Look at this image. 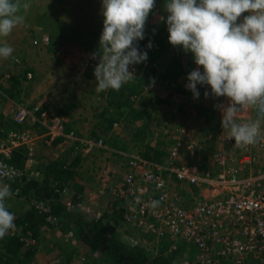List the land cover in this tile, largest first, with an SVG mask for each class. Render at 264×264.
<instances>
[{"label": "built area", "instance_id": "1", "mask_svg": "<svg viewBox=\"0 0 264 264\" xmlns=\"http://www.w3.org/2000/svg\"><path fill=\"white\" fill-rule=\"evenodd\" d=\"M46 37L43 35L41 39L45 40ZM131 68L136 76L137 65ZM228 103L229 99L224 97L217 105ZM219 113L222 115L220 109ZM7 114L16 123L36 126L38 131L29 126L6 131L4 140L0 141V181L3 183L22 176L33 165L39 141L50 144L52 140L62 137L75 142L85 153L94 147L123 152L116 143H113L115 149L103 137L81 134L67 127L61 115L44 107L41 101L32 104L10 101ZM217 122L224 143L214 149L208 158L209 169L201 171L196 163L175 164L173 159L179 154L177 146L182 135L187 136L184 146L188 149L202 150L204 147L184 127L169 129L163 125L162 132L168 128L170 137L175 141L173 146L168 147L170 158L167 163L160 164L141 154L123 152L131 170L119 182H108L102 177L97 192L103 197L111 193L122 201L124 221L137 223L143 231H156L158 235L167 231L171 236L192 244L196 250L186 264H264V170L253 172L249 167L245 171L247 165L258 158L255 148L236 147L234 139L224 137L221 118ZM119 125L120 120H114L111 129L116 131ZM263 144L262 140L257 146ZM18 146L26 148L23 167L10 161L12 151ZM162 168L172 172L176 190L180 193L197 190L200 196L191 203H184L177 192L172 193L167 185L170 175H163ZM18 190L15 187L13 192L17 193ZM58 190L66 209L79 207L67 186ZM152 200L159 201V205L150 207ZM30 203L38 211L46 213L47 218H55L46 200L32 198ZM36 238L29 232L22 235L26 244L35 242ZM52 245L53 242L49 244ZM85 258L86 254L82 252L81 261ZM2 264L9 263L4 261Z\"/></svg>", "mask_w": 264, "mask_h": 264}, {"label": "rangeland", "instance_id": "2", "mask_svg": "<svg viewBox=\"0 0 264 264\" xmlns=\"http://www.w3.org/2000/svg\"><path fill=\"white\" fill-rule=\"evenodd\" d=\"M76 1L78 5L83 0H76ZM27 2L30 4V7L27 9H23L21 13L25 17L24 23L16 27L12 31L11 35H9L7 38H0V43L5 42L6 40V42L14 49L12 56L9 57L8 59L0 58V113H2L4 118L6 119L10 118L7 116L8 106L10 104V101H19L25 104H32L34 102L41 101L42 104L59 112V114L61 115V117L64 119L65 122L66 120L72 122L75 120L78 121L83 119L84 121H81L79 124L76 125L80 130L83 131V133L92 134L96 137H103L104 139L108 140L109 144H113L116 142V144L119 147H121L120 150H122L123 152L137 153V154L142 151L143 143L145 141L148 142L149 140H151V136L153 137V135L151 134L152 127L153 129L155 128L158 129V127L162 126L164 123H165L164 125H167L169 129H172L173 127L176 126L184 127L186 130L190 131L191 135H193V137L198 142L203 144V147L205 148L204 150L205 152L201 153V149L198 148L190 150L187 147H185L184 143L186 144L187 142V136L184 134L182 135V139L180 141L179 146H177L178 147L177 150L179 151V154L176 158L173 159V162L174 163L188 162L193 164L196 163L201 171L210 168L207 162L208 158L210 157L214 149H216L218 146H221V144L224 143L223 141H221L222 139L220 138L219 135L218 122H217L221 118V115L219 113V107L217 104H219V101L223 100L224 97H214L211 94H209L208 97H205L204 92L209 91L210 93V88L207 85L204 86L197 85L198 91L200 92L201 96H199V98L197 99L193 98L191 91L185 87V85L188 83L187 74L191 70L197 67V65L194 63V60L192 61L190 60L192 56L190 52L188 53L184 52V54L181 57V67H183V73L182 75L180 73V75L177 76V81L174 82L176 83V85L171 84L170 87L163 89V91L166 92L168 88L174 89L176 87V90L172 92L173 95L171 99L173 100V102L170 103L171 105L160 102L157 105V109H152L150 105L146 106V109L150 111V115L145 116V120L148 124V129L150 130V132L149 131L147 132L145 141L142 142L136 138H132L133 136L132 131L134 127L139 125L137 122L131 125L130 128L125 121H122V123L120 122L121 124L119 126H121V131L122 130L125 131V135L123 137H120V135L114 137L116 134L115 130L111 129V127H108L106 130H103V123L98 122V120L99 121L101 120L104 110H107L111 113V115H114L113 112L114 107H112V103L109 102L107 98L108 90L97 92L95 89L96 82L90 83V81H95V79L86 77L84 75L82 76L80 75L82 79L78 78L76 85L78 87H87V89L83 97H81L80 99H78L77 97L73 100L72 103H68L70 107L71 106L76 107V110L73 113V115H70L69 113L65 115V112H69V111L67 110V108L61 110L62 107L59 106V105H63L65 107L64 102L66 101H64V98L66 95V91L63 90L56 91L54 89L57 88L56 86H59L58 81H54L57 80L55 78V76L57 75V71H55L54 69L56 68V66L59 65L62 66L64 64L63 63L64 57L68 58V55L69 56L72 55V53L69 52L71 49H69V47L66 46V43L64 42L65 38L61 34H55L51 39L49 33L47 34L46 39L42 40L41 37L45 33L41 34L37 32V27H36L37 21L35 26H33L34 23H31L32 20L31 16L32 14L34 15V13H39L38 16L42 15L43 14L42 9H46V10L49 9L50 4H52L54 5V11H52V13L50 14L51 15L49 22L50 26L57 24V22H55L56 20L61 19L59 22H62L64 20V17L66 19L71 18L72 14L65 15L67 14L66 0H27ZM155 3H157V6L155 5L156 8L155 12L158 14L156 15L155 13H153L152 20L157 19V21L158 20L160 21L161 17L166 18L167 16V13L163 7L164 0H155ZM78 10H80V8ZM99 11L101 12V8L99 9ZM86 12L91 18H93L94 7L91 4H89ZM239 19L240 18H238V20ZM86 21L87 20H85V22ZM85 22L83 21L82 25L85 26L86 25ZM97 23L98 22L93 23L94 27L97 25ZM102 27H103V23L101 25L99 24L98 29H101ZM101 31L102 30H100V32ZM22 37H24L23 42L21 39ZM95 37H91V38H95ZM91 38L89 37L88 40H91ZM34 40H36V42H34ZM166 40H168V38ZM73 50L77 51L76 49ZM32 56H38L39 58H42L40 59V65H39L40 69L37 67L39 69V72H37L38 69L36 68L33 60H30ZM27 60L29 61L27 62ZM30 67L32 69H30ZM33 67L36 68L37 70H34ZM200 68L202 71L203 70L202 66H200ZM165 70L166 69H164V71ZM13 75H16L17 78L14 79ZM130 82H128L127 84H130ZM73 89L74 87H72V90ZM163 91L162 94L158 91L157 92L161 94V96H164ZM178 92L180 94H178ZM144 93L145 90L142 89L141 93H137L135 95L140 96L141 94ZM132 96L133 95H130V98L132 100L134 101L137 100L136 97H132ZM141 96L143 97V95ZM200 103H202L204 106L211 107V110L213 111L212 117L213 116L217 117V121H215L214 118L208 121V117L206 116L205 112L202 111ZM133 105L140 106L141 102H134ZM98 107L100 108L98 109ZM179 107H181L182 109H180ZM239 116L243 120H247L248 118H255V112L253 111L252 113V110L248 109L239 113ZM165 121H167L168 123L166 124ZM76 126L74 125L73 127ZM28 128L30 129L32 128L33 130L37 129L36 126L34 127L29 126ZM167 130L166 132H160L159 130H157V133L160 134L159 136L160 139L158 138L156 139L159 140L158 143L161 144L160 147H162L163 150L166 151L165 162L160 163L155 161L160 164L167 163V161L170 158L168 155V147L171 145L173 146V144H175V141L170 137V134ZM6 131L7 129L5 130V133ZM4 136L5 135L0 137V141L4 140ZM123 138H125V140ZM64 140L60 141L57 144L55 150L56 153L67 151L66 147L69 145L67 143L68 140L65 141ZM218 141L220 142L218 143ZM122 142L125 143L126 147L122 144ZM39 146L43 147V145L41 146L40 144ZM251 147L255 148L254 151L258 154L257 155L258 158H256V160L250 165H247L245 171L248 170L249 167L253 172L263 171L264 144L261 147L257 146V144ZM202 154L203 157L201 156ZM86 155L87 154L85 153L84 159L80 164L82 168L79 166L81 169H79L80 172L78 175V179L80 181L82 180V183H84L83 179H86V181H88L87 187L88 189H91L89 190V192L95 194L90 195L89 197L90 201L88 202L89 204H85L84 206L86 207H84V209L85 211L93 210L92 212L98 216V218L101 220L102 223H107V225L113 226L114 229L119 234V236L122 239H124L125 235L132 234L128 232V223L123 221L122 222L116 221V223L117 222L118 223L114 226L111 222H109L107 217L104 219L102 215L104 213V208H106L107 205L105 206L103 205L106 202L102 201V199L105 198V196H107L108 194H104L103 197L102 195H98L96 191L98 189L102 177L106 178L108 182H113L115 178L117 179L118 173L121 174L122 171L124 172L126 170V160L124 158L114 157V155L110 154V152H107L106 154L105 152H100L99 150H94L92 156L90 155L89 158L88 155L87 156ZM191 155H194V159L192 160L190 158ZM40 156L37 155L38 160ZM93 156L94 157L96 156V159L93 158L94 165H91V158ZM198 156H201L200 160H196ZM108 158H112V161L109 162ZM115 159H116V164L113 163ZM27 171L28 170H26V172ZM170 173L172 174V172H169V174L162 172L163 175H170ZM89 174L92 175V177L91 176L88 177ZM33 177H36L35 174H33ZM7 184L10 185V181L7 182ZM167 185L171 187L172 193L177 192L179 197V191L176 190L174 180L171 176L169 177V182H167ZM67 187L71 190V187L69 185H67ZM81 196L82 199H84L83 195L81 194L79 196L78 201H81L80 198ZM199 196L200 193L197 190H195L194 192L180 194V199L184 203H191L195 198ZM109 201L111 202V200ZM6 203L8 205V209H10L9 211L16 214H19V212L21 213L22 212L21 209H25V207L27 206V202H25L21 196H17V194L14 192L13 195L10 198H8ZM89 205H90V210L87 209L89 208ZM80 211L81 209L78 210V214H80ZM86 214L87 213H84L85 216L88 215ZM142 233L141 234L138 233L139 235H137L136 238L128 236L126 241L135 244L140 243L145 247H147V249L154 250V248L151 247L152 246L151 242L149 243L148 240L147 242H145ZM58 235L59 238L57 237V241H58L57 245L60 246L59 243L65 244L64 246L67 248V250L63 249L59 252V254H56L55 256L57 257L55 258L53 257L54 261H60V260L62 261V259H64V254L67 251L72 252L73 258H75V256L79 258L82 252L87 249L85 242L80 239V236H76L71 231L61 232L58 233ZM177 244L181 248L185 247V248H189L192 252L194 251V246L192 244L187 243L181 239L178 241ZM150 252L152 251L150 250ZM187 254H189L187 251H185V254L176 253L175 260L176 261L181 260L182 264L184 263L186 264V262L189 260L188 259L189 256ZM216 258L218 257L216 256ZM40 260H39V264H40Z\"/></svg>", "mask_w": 264, "mask_h": 264}, {"label": "clouds", "instance_id": "3", "mask_svg": "<svg viewBox=\"0 0 264 264\" xmlns=\"http://www.w3.org/2000/svg\"><path fill=\"white\" fill-rule=\"evenodd\" d=\"M29 7L27 0H0V38L24 23L21 13ZM154 7L155 0H101L103 27L92 54L98 57L93 70L97 92L119 91L135 78L131 66L146 62L147 51L139 49L138 41L145 37ZM163 7L168 42L190 52L197 65L185 85L193 98L200 96L197 85H207L205 97L229 99L218 107L224 137L234 139L236 147L246 149L264 140V0H164ZM146 47H152L151 41ZM13 52L6 40L0 43V58ZM248 109L255 118L243 120L239 113ZM12 195L11 186L0 181V239L16 229L15 214L6 203ZM158 205L149 202L150 207Z\"/></svg>", "mask_w": 264, "mask_h": 264}, {"label": "trees", "instance_id": "4", "mask_svg": "<svg viewBox=\"0 0 264 264\" xmlns=\"http://www.w3.org/2000/svg\"><path fill=\"white\" fill-rule=\"evenodd\" d=\"M144 33L145 37L143 40L138 41V47L141 51H147L148 59L146 62L136 64L137 73L135 79L131 81L130 84L126 83L119 91L108 90L107 98L109 102L112 103V107H114V115L104 110L100 120V122H103V130H106L111 126L114 120H120L119 117L121 115L124 119H127V115L131 116V118L139 124L134 127L133 131L131 130L133 133L132 138H136L142 142L145 141L147 132H150L145 120V116L150 115V111L146 109V106L150 105L152 109H157V105L160 102L166 104V101H168L171 103L168 96L176 90V87L174 89L168 88L164 96H161L157 91H163V89L170 87L171 84L176 85L174 82L177 81V76L180 75L182 68L181 57L184 54V51L180 47H173L168 40H166L168 38V31L164 20H147ZM149 41H151L152 44L151 48L146 47ZM97 49L98 46H90L91 52L88 56V61L81 70L82 75L92 79H95L93 70L98 62V57L97 59H93L92 54L95 53ZM190 60H193L192 56ZM163 67H166L165 71ZM13 76L14 79L17 78L16 75ZM153 85H158L157 87L159 89L157 90L156 87L154 88L155 90H152ZM145 86H147V88H145ZM142 89L145 90V93L142 94L143 98L141 99V104L143 106L140 109L135 108L133 106L135 101L130 98V95L135 92L141 93ZM200 104L202 111L205 112L208 117V121L213 119L214 116L212 117L213 111L211 107L204 106L202 103ZM43 106L53 110L44 104ZM179 108L182 109L181 107ZM54 111L59 114L56 110ZM28 126V124L23 125L16 123L11 118L6 119L2 113H0V137L5 135L6 129H19ZM72 128L78 133L92 135L83 133L77 126ZM63 140L62 137H58L52 140L50 144L44 143L43 145L45 147L43 146L38 149L35 162L28 171L22 176L10 181L12 191L15 187L18 188L19 191H17L16 194L27 202V206L22 213H14L16 224L15 233L9 232L3 239H0V264L4 261L9 262V264H35L37 250L46 249L52 251L54 244H58L57 240L56 242L51 240L53 235H51L50 240H46V235L44 234H56L60 231H71L76 236H80V239L86 244L102 251L108 258V262L112 264H182L181 262L177 263L178 261H176L175 258L173 259L175 254L171 256L154 254L152 256V253L145 251L143 247L124 241L113 226L102 223L99 218L91 222H84L85 220L81 219V214L79 216L77 211L66 209L63 197L58 188L69 185L71 187L73 199L77 201L79 199L78 195L81 187L85 186L84 183L87 181L82 183L77 180L80 172V162L81 160L83 161L85 152L80 150L75 142L68 140L67 143L70 147H66L67 151L63 153V156L52 157L50 155L52 149L55 151L57 144ZM158 141L159 140L151 136V140L143 143V149L139 153L149 160L164 162L166 160V151L160 147L161 144H159ZM25 152V147H16L12 151L10 161L16 166L23 167ZM37 155L40 156V161L37 159ZM32 167H35L38 171L43 169L44 178H42L40 182L34 180L36 177L32 176ZM37 170L36 172H38ZM32 198L46 200L50 204V212L55 218L52 216L47 218L46 213L38 211L30 203V199ZM117 210L119 211H117L116 215L119 218L122 211L121 206L118 207ZM41 231H44V234H42ZM28 232L35 238L37 237L35 242L28 244L24 242L22 235ZM50 242H53V246H49ZM65 250H67V248ZM72 256V252L67 251L62 261L52 260L50 262L48 258L45 259V262L46 264H69ZM55 257L57 256H54V258Z\"/></svg>", "mask_w": 264, "mask_h": 264}, {"label": "crops", "instance_id": "5", "mask_svg": "<svg viewBox=\"0 0 264 264\" xmlns=\"http://www.w3.org/2000/svg\"><path fill=\"white\" fill-rule=\"evenodd\" d=\"M89 4H91L94 7V12H93L94 16H93V18H91L88 15V13L86 12L87 11V7L89 6ZM155 5L157 6V3H155ZM79 8H80V10H78ZM100 8H101V0L100 1L99 0H83L78 5H77V1L76 0H66V11H67V14H65V15L72 14V16H71V18H67V19L64 17V20L62 22H59L61 19L56 20L55 22H57V24H55L53 26L49 25L50 16H51L50 14L52 13V11H54V5H52V4H50V8L49 9H47V10L46 9H42V12H43L42 15L38 16L39 13H34V15L32 14V16H31L32 17L31 23H34L33 26H35L36 21H37V26H36L37 27V32H39L41 34L42 33H48V34L50 33L49 36L51 37V39H52V37L55 34H61L67 41H69V42H67L62 37L64 39V42L66 43V46L69 47V49H71L69 52L72 53V55H70V56L68 55V58L64 57V61H63L64 64L62 66H60V65L56 66V68L54 69L55 71H57V75L55 76V78L57 80H54V81H58V83H59V86H56L57 88H54V89L56 91L57 90L66 91V95H65V98H64V101H66V102H64L65 103V107L63 105H59L60 107H62L61 110L64 109V108H67V110L69 111V112H65V110H64L65 115H67V113H69L70 115H73V113L76 110V107L75 106H73V107L71 106L70 107L68 105V103H72L73 100L75 98H77V97H78V99L83 97V95L85 94V91L87 89V87H78L76 84H77L78 78L82 79L81 70L83 69L85 63L88 61L87 57L90 55V52H91L90 51V46H98V39H99V36L101 34L100 30H102V28L98 29V27H99V24L101 25L102 22H103V16L101 15V12L99 11ZM155 10H156V8L154 7V9L151 11V13L148 16V19H147L148 21L153 18V13H155L156 15L158 14V13L155 12ZM243 15H245V13L241 15V17H240L241 20H242ZM66 17H68V16H66ZM85 20H87V21L85 22ZM83 21L86 24L85 26L82 25ZM94 22H98L95 27L93 25ZM89 37L90 38L91 37H95V38H91V40H88ZM23 38L24 37L21 38L22 42H23ZM53 39H55V38H53ZM66 46H65V48H66ZM72 48L76 49L77 51L73 50ZM40 59H42V58H39L38 56H32V58L30 60H33L36 68L38 67L40 69V67H39ZM28 61L29 60H27V62ZM36 68H34V70L38 69V68L37 69ZM30 69H32V68L30 67ZM39 69H38L37 72H39ZM163 69H166V67H163ZM180 73L182 75L183 67L181 68V72ZM95 82L96 81H90V83H95ZM153 86H152V90L154 88H156L158 85L157 86L153 85ZM72 87H74L73 90H72ZM156 89L158 90L159 88L157 87ZM158 92H160L162 94V91L158 90ZM163 92H164V94H166L165 91H163ZM174 93H176V92H174ZM133 94H137V93L135 92ZM178 94H180V93L178 92ZM141 95L140 96L137 95V97H136L137 100H135V102H138V101L141 102V99L143 98ZM172 95L173 94H170L168 96V99L171 101V103L173 102V100L171 99ZM1 98H3V97H1ZM166 104L171 105L170 102H168V101H166ZM70 105H72V104H70ZM142 106L143 105L141 104L140 106H134V107L140 109ZM99 108L100 107H98V109ZM252 113H253V110H252ZM127 116H128L127 119L122 118V115L119 118H120V122L121 123H122V121H125L127 123V125H129V128H130L131 125H133L135 123V120L133 118H131V116H129V115H127ZM81 121H84V120L83 119L82 120H78V121L75 120V121H72V122H69L68 120H66L65 123H66L67 127H71L72 128L74 125L76 126ZM98 122H100V121L98 120ZM163 125L159 126L158 129H156V128L153 129V127L151 128V134L153 135L152 138L160 139L159 137H157L159 134L155 130H161V132H162L163 128H164ZM115 133L116 134H115L114 137H117L119 135H120V137H123L125 135V131L124 130L121 131V126H119V128L115 131ZM123 139L125 140V138H123ZM160 142H161V140H160ZM219 142L220 141H218V143ZM38 143L41 146L44 144L42 142H38ZM122 144L126 147L124 142H122ZM68 146L70 147V145H68ZM112 146H113V148L116 149L115 145L112 144ZM38 148H40V146ZM119 149H121V147H119ZM53 150L54 149H52V151L50 153V155L52 157L63 156L64 155L63 153H65L63 151L61 153H58V152L56 153V151L53 152ZM94 150H99L100 152H105L106 154H107V152H110V154L114 155V157L124 158L126 160V170L124 172L122 171L121 174L118 173L117 174V179L115 178L114 181H117V182L121 181L123 179V176L131 170V168L128 166L127 156H125L123 154V152L116 151V150H111V149L107 150L104 147H96V148H93L90 152H86V154L88 155V158L90 157V155L92 156V153L94 152ZM204 150H205V148H203L201 150V153H204L205 152ZM138 154H140V153H138ZM201 156L203 157V154ZM201 156H198L196 158V160H200ZM93 158L96 159V156L95 157L93 156L91 158V165H94ZM190 158H191V160L194 159V155H191ZM40 160H41V158H39V161ZM108 161L109 162L112 161V158H108ZM205 162H206V160H205ZM80 163H82V160H81ZM113 163L116 164V159L113 161ZM160 163H162V162H160ZM175 164H178V162H175ZM80 167H79V169L82 168V167L81 168ZM32 168H33L32 176H33V173L36 176V178H34V180L40 182L42 180V178H44L43 177V175H44L43 169L38 171L35 167H32ZM36 170L38 172H36ZM162 172L163 173L165 172V173L169 174V171L164 170L163 168H162ZM89 176L92 177V175H90V174L88 175V177ZM170 176L173 178V174L170 173ZM77 180L80 181L79 179H77ZM80 182H82V180ZM83 182H86V179H83ZM86 183H84L85 186L81 187V190H80L79 195H78V196H80L82 194L84 199H82V196H81L80 197L81 201H76L75 202L77 205H79V208L74 207L72 209L74 211H77V212H78V210L81 209V211H82V213L80 211L81 216L79 214L81 219L85 220L84 222H91V221L97 219L98 216L95 215V213L92 212L93 210L92 211L90 210V205H89V208H87L90 211H88V210L85 211V209H84V207H86L84 205L85 204H89L88 202L90 201V199H89L90 195L91 194H95V193H90L89 192V190H91V189H88V187H87L88 183L87 184ZM183 193L179 192V196H180V194H183ZM97 194H98V192H97ZM110 194L111 193H109L107 196H105V198L102 199V201L106 202L103 205L104 206L107 205L106 208H104V213H103L102 216H103L104 219L107 217L109 222H111L115 226L118 223V222L116 223V221H120V222H122V221L126 222V221H124L122 219V212H123V208H122L123 203H122V201H119L117 198H115L114 195H110ZM184 194H186V193H184ZM109 200H111V202ZM120 206H121V210L122 211H121L120 216L118 218L116 213H117V211H119V210H117V208L120 207ZM21 210H22V212L24 211V209H21ZM84 213H87L88 215L86 214L87 216H85ZM116 218H117V220H116ZM126 223H128V232L132 233L133 235L132 234H127V235H125L123 240L126 241L128 236L136 238L137 235H139V234H141L143 232L142 234H143V238H144L145 242H147V240H148L149 243L151 242V245H152L151 247L154 248V250L150 249L152 251L151 252L152 256L154 254L155 255L156 254H164V255H167V256H171L172 254H175L173 256V259H174L176 257V253L185 254V251H187L189 253L187 255H189V258H191L193 256L195 250H196L195 247H194V251L193 252L189 248H185V247L181 248V247H179V245L177 243L180 240V238L171 236L167 231H164L162 234L158 235V234L155 233L156 231H143L141 229V227L139 225H137V223L132 224L131 222H128V221ZM61 232H64V231H60L59 233H61ZM41 233L44 234V231L43 232L41 231ZM44 235H46V237H45L46 240H50L51 235H53L51 240H53L54 242H56L57 237L59 238L58 233H56V234H52L51 233V234H44ZM43 241H45V240H43ZM59 244H60V246H58L57 243H56L55 247L52 249V251L51 250H46V249L37 250L36 251V255H35L36 256L35 264H39L40 258H41L40 264H46L45 259H48V258H49V260L51 262L53 260L52 258L56 254H59V252L61 250L66 249V247L64 246L65 244H61V243H59ZM132 244L137 245V246H141V247H143L145 249V251H149L150 252V250L147 249V247H145L144 245H142L140 243H136V244L132 243ZM174 244L176 245L175 248H173ZM85 245L87 246V249H86V252L83 251V253L86 254V258L83 261H81L80 257L78 258V257L75 256L74 259L72 257V259L70 260L71 262L69 264H112V263L108 262L109 261L108 258L106 257V255H104V253L102 251H100L99 249L93 248L92 246H89L86 243H85ZM173 259H172V261H173ZM72 260H73V262H72ZM180 262H181V260L178 261L177 263H180Z\"/></svg>", "mask_w": 264, "mask_h": 264}]
</instances>
